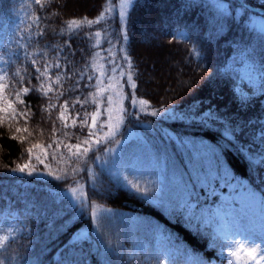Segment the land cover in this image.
I'll return each instance as SVG.
<instances>
[{
  "label": "trees",
  "instance_id": "16d2710c",
  "mask_svg": "<svg viewBox=\"0 0 264 264\" xmlns=\"http://www.w3.org/2000/svg\"><path fill=\"white\" fill-rule=\"evenodd\" d=\"M241 1L264 9V0ZM105 7L106 0L88 4L51 0L43 8L35 0H0V75L7 73L12 84L20 80L15 75L19 72L24 79L14 87L32 89L23 95L24 104H15L17 112L27 116L0 124V210L8 205L18 224L0 248V260L3 264H255L246 250L238 253L239 260L231 255L237 242L246 248L258 246L257 258L264 246L241 227L228 225L229 202L220 199L219 191L233 182L237 191L259 192L264 202V30L252 22L264 14L238 0H132L126 12V36L118 11L80 33L61 34L65 21L94 20ZM37 16L43 36L37 35ZM162 21L165 26L159 28ZM142 30L151 36H143ZM157 41L175 50L180 71L174 68V72L182 76L151 85L147 79L153 63L141 59L148 56L143 47ZM52 61L66 65L59 71L67 75L62 88L54 85L45 96L35 90L41 83L36 68ZM115 65L117 72L132 73L136 96L148 101L149 107L139 111L125 100L128 112L117 139L124 128L139 135L119 142L117 152L109 153L116 139H104L100 129L93 137L100 143L69 160L63 145L80 142L89 131L80 127V119L85 110H95L89 96L100 90L95 77L101 67L108 70ZM49 71L54 78L57 70ZM88 75L94 79L89 81ZM125 89L131 91L127 85ZM5 92L12 93L13 88ZM85 97L89 102L83 108L72 107L75 99ZM7 98L14 100L13 95ZM97 99L102 102L103 97ZM66 100L65 128L58 117ZM53 141L61 142L55 159ZM49 143L52 149L45 164L50 167L37 164L40 148L29 157V147L46 148ZM29 162L36 168L32 175L13 170ZM76 186L82 187L85 197L79 204L65 194ZM145 190L147 197L142 195ZM96 207L103 210L98 216ZM82 227L88 228V237L73 240Z\"/></svg>",
  "mask_w": 264,
  "mask_h": 264
},
{
  "label": "snow or ice",
  "instance_id": "6c2138e0",
  "mask_svg": "<svg viewBox=\"0 0 264 264\" xmlns=\"http://www.w3.org/2000/svg\"><path fill=\"white\" fill-rule=\"evenodd\" d=\"M35 2L43 8L48 3H50L51 0H35ZM106 3H107V7H105V9L94 20L88 19L87 17H83L79 20L78 19H69V20L65 21L66 28L61 29V34H63L65 31H67L70 35L80 33V32H82V30L84 28H86V27L91 28L94 24L101 23V21L105 20L106 17H110L111 14H116L118 11V18L121 21V32L126 36L127 13H126L125 9L132 4V0H106ZM39 22H40V17L39 16L35 17L34 23L37 24V35L43 36L45 33H44L43 29L39 28ZM83 34L87 38H89V39L91 38V36L88 33H83ZM94 35L96 37H100L101 32L96 31L94 33ZM66 46L69 48L71 47L70 41H66ZM97 46L98 45H94V47H97ZM70 55H75V53H70ZM94 55L98 56L99 53H95ZM125 59L127 60V57ZM127 62L130 66L131 62L130 61H127ZM112 63L114 64V61ZM32 64L35 66L37 64V61L33 60ZM62 67H66V65L62 66L59 62L52 61L51 63L45 62L43 64V68H39V67L36 68V72L38 73V76L36 77V79L41 80V83L39 84V87L36 88L35 90L41 91L43 93V95L47 96L48 92H52L54 90V87H53L54 85H60V87L62 88L63 84L61 83V81L67 75L64 72L59 71ZM85 67H88V65H86ZM53 68L57 70L54 74V78H53V75L49 71L50 69H53ZM110 71L112 73H116L117 68L112 67ZM15 75L19 76L20 80L15 81L12 84H9L7 82V81H9V77H8L7 73L0 75V103H2L4 105V107H0V113H4V117H0V124L3 123L4 119L15 120L17 118V116H21V117L27 116V113H25L23 111L17 112L15 104L16 103L24 104L25 101L22 98L23 95L28 94L32 89H30L28 87L15 88L14 87L15 83H21L24 79L22 76H20L19 72L15 73ZM80 75H81V78H83V75H84L83 70H81ZM101 77H106L108 79L109 83L107 84V86L104 89L97 91L95 93H89V96L91 97L92 104L96 105L95 110L92 111L91 113H89L85 110L83 118L80 119V127L81 128H83V127L89 128L87 137H85L83 140H80V142H78L76 144H64L63 145L64 148L67 150V153H68L67 159H69V160L72 157L79 159L81 156L86 155L90 151L92 143H97V144L100 143L99 138L93 140V137H96L97 132L100 129H103L106 125L109 128V132L105 133L103 138L108 139L114 133L115 126L109 123L110 121H112L114 119V115H113L114 97L111 94L107 95V97L105 98V103L107 106L103 107V111H101L102 103L97 99V97H99L101 95V91L106 92V91H108V89H110L112 87V83H111L112 77L107 75L105 72H101L99 74V76L95 77V80L97 82V87L99 86V84L101 82V80H100ZM119 77L123 83L127 84L128 88L131 91L129 93H123L122 91H117L116 95L120 96L123 100H127L130 108H136L138 97L136 96L135 90L137 88V84H136V81L133 80L132 73L120 71ZM125 77H126V80H125ZM87 79L89 81H92L94 79V77L92 75H88ZM45 83H47L46 88H45ZM10 87L13 88V92L12 93H6L5 90L10 88ZM118 87H119V85H118ZM8 95H13L14 100L8 99L7 98ZM63 95H64L63 91H60L59 96H63ZM88 102H89V97H85L83 100H80L79 98H77L72 102V107H75L76 104H80L81 107L83 108L84 104H87ZM147 103H148V101L143 100V99H139L140 105H146ZM68 106H69V102L66 100L64 102V104L60 106L61 111H60V115L58 117V119H60L62 121L63 126L65 128L68 127V124L66 122V117H65V113L68 110ZM51 107H54V106L49 104V108H51ZM117 112L119 113V116L115 119H116V124L118 125L120 123H123V121L127 115L128 108H125L124 105L121 103L119 108H117ZM151 114L156 115L157 112L153 111ZM76 115H77V117H79L80 113H77ZM105 115L107 116V119L104 121H100V117L105 116ZM89 118L91 119V124L88 123ZM98 122H99V127H97ZM71 123L75 127L77 125V119L73 118ZM16 131L17 132H21V131L26 132V131H28V129L27 128H24V129L17 128ZM64 135H67V133H64ZM13 138H15V137H13ZM53 143L56 144V149H52V143H49L46 148L39 145V144L32 145V147H29L27 149L29 157L32 156L34 148H40L41 154H38L35 156V160H36L37 164H43L45 167H50V165L45 164V158H47L49 155V149H52L51 155L55 159L58 155L57 150L60 148V144H61L60 141H53ZM59 155H60L61 159H65L63 153H59ZM42 156L44 158H42ZM97 159H99V157H97ZM13 170L14 171L18 170L21 172L28 170V174L32 175L33 173H35L36 168L31 165V162H29L28 164H24L22 166H19L17 169H13ZM72 171H75V169H72ZM60 178L61 177H57V179H60ZM72 191L75 193L77 191V189H72ZM137 191H140L138 186H137ZM142 195L147 197L148 192L145 190L142 192ZM7 241H8L7 236H0V248H3ZM242 250L247 251L248 259L251 261H254L255 264H262V262H264V253H260L259 258H257L258 246L246 248L245 245H242V244L237 242L236 251L231 252V255L233 257H236L239 260L240 257L238 256V253L241 252ZM0 264H3L2 260H0Z\"/></svg>",
  "mask_w": 264,
  "mask_h": 264
},
{
  "label": "rangeland",
  "instance_id": "374dc122",
  "mask_svg": "<svg viewBox=\"0 0 264 264\" xmlns=\"http://www.w3.org/2000/svg\"><path fill=\"white\" fill-rule=\"evenodd\" d=\"M70 1L80 2L81 4L83 3L88 4L92 2V0H69V2ZM127 8L125 9V11L127 10ZM152 10L153 8H149L148 11H152ZM252 22H254L256 28L264 30V19H260V17H254ZM157 26L159 28H163L165 26V21L159 22ZM141 32H142V35L143 36L145 35V37L147 38L151 36L145 30H142ZM143 49L147 51L148 56L143 57L141 61L145 62L147 59L149 64L153 63V67H150V72L148 73V79H147V81L149 80L152 81L151 85H159L163 81L168 82V80H170L171 78L178 79L180 76H182V73L179 72L180 70L177 68V65H176V58H175L176 55H174L175 50L168 47L167 44L155 42V44L153 43L150 46H144ZM113 67H116V65ZM174 68H176V70H179V71L174 72L175 70ZM101 70L103 72L104 68L101 67ZM160 71H161V75L158 74V72ZM109 76L112 77V81H111L112 87L108 89V91L106 92L102 91V93H104L105 98L109 94L113 95L114 97V103H113L114 119L110 121L109 123L115 126L114 133L110 137L113 139H116L115 140L116 145L112 146V148L110 149H107L109 153H113V152H117L119 142L123 144L132 138H137L139 134L136 130H133L130 128L120 134V140L117 139V133L119 132L122 123L117 125L115 118L119 116V113L117 112V108H119L120 104L122 103V98L120 96H117L116 93L117 91H121V80L119 77V72L109 74ZM103 78L106 79V81L104 82V85L102 86L101 90L104 89L109 83L106 77H103ZM102 105H105V107L107 106L105 103V100L103 101ZM137 105L139 107H142L143 110L147 108L145 105H140L139 101L137 102ZM105 117L107 119L106 115ZM101 130L103 131V137L105 133L109 132V128L107 125ZM72 189H77V191L74 193ZM72 189H69L68 191H66V194L70 196V198L72 199L74 203H80L84 199L81 188L75 187ZM222 197H225L228 200L231 198L230 195H226L224 192L222 193ZM258 201H259V198L257 195L250 196L246 191L239 192L235 194L234 196V202H237L238 204L237 205L233 204L232 210L230 213L234 215H239V221H243V222L248 221L249 223H253L254 226H256V229L254 228L253 230V234L258 238H264V229H263L264 216L259 215V213L257 212ZM12 217H13V214L8 209L0 213V236H5L13 228L14 223L11 221ZM86 234H87V231L83 229L78 233V237H83Z\"/></svg>",
  "mask_w": 264,
  "mask_h": 264
}]
</instances>
